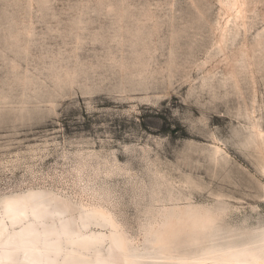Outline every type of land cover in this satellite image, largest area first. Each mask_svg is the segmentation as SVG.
Masks as SVG:
<instances>
[{
    "label": "rangeland",
    "instance_id": "obj_1",
    "mask_svg": "<svg viewBox=\"0 0 264 264\" xmlns=\"http://www.w3.org/2000/svg\"><path fill=\"white\" fill-rule=\"evenodd\" d=\"M245 3L221 49L219 0H0V198L44 189L101 204L159 264L168 254L145 245L161 205L264 222L261 158L242 142V115L264 127V0ZM214 145L227 163L210 162ZM158 238L173 258L206 244L182 229Z\"/></svg>",
    "mask_w": 264,
    "mask_h": 264
},
{
    "label": "bare ground",
    "instance_id": "obj_2",
    "mask_svg": "<svg viewBox=\"0 0 264 264\" xmlns=\"http://www.w3.org/2000/svg\"><path fill=\"white\" fill-rule=\"evenodd\" d=\"M219 3L222 21L217 26L218 46L225 49L235 41L241 26H245L242 19L246 3L245 0H219ZM229 72L237 87L235 73ZM242 116L251 120L243 128L242 142L259 153L258 167L264 175V127L255 110ZM208 158L216 166L227 163L228 154L214 145ZM89 188L94 189L92 185ZM223 212L224 207L180 206L176 201L154 208L151 210L154 236L145 246L168 254L165 264H264V222L255 229L243 230L221 224L219 215ZM179 229L197 243H206L199 249L200 255L169 256L171 247L158 236L165 232L171 239ZM138 252L141 250L131 247L121 236L112 211L101 204L78 206L44 189L0 198V264H143L141 258L150 260L148 264L160 263L155 254Z\"/></svg>",
    "mask_w": 264,
    "mask_h": 264
}]
</instances>
